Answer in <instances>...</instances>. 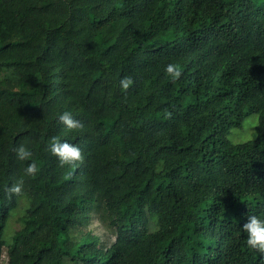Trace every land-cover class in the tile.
Here are the masks:
<instances>
[{"label": "trees", "instance_id": "16d2710c", "mask_svg": "<svg viewBox=\"0 0 264 264\" xmlns=\"http://www.w3.org/2000/svg\"><path fill=\"white\" fill-rule=\"evenodd\" d=\"M52 137L84 162L61 167ZM21 144L40 171L9 199ZM248 215L264 219V0H0V264H264Z\"/></svg>", "mask_w": 264, "mask_h": 264}, {"label": "clouds", "instance_id": "9594fccd", "mask_svg": "<svg viewBox=\"0 0 264 264\" xmlns=\"http://www.w3.org/2000/svg\"><path fill=\"white\" fill-rule=\"evenodd\" d=\"M165 71L173 82H176L182 76V69L179 64H168ZM133 84L134 80L131 76H125L119 82L121 90L125 93ZM58 120L70 132L83 128V124L74 118L71 111L62 112ZM48 150L51 155L57 158L61 167H75L84 162V155L79 146L70 144L67 141H61L59 137H52L50 139ZM15 155L17 160L21 162L29 161V163L23 168V176L14 180L11 186L6 189L9 199L13 196L23 195L24 176L35 177L40 171L38 164L33 160L32 151L24 144L19 145L15 149ZM241 230L246 233L247 246L259 254L264 255V219L256 215H248Z\"/></svg>", "mask_w": 264, "mask_h": 264}, {"label": "rangeland", "instance_id": "374dc122", "mask_svg": "<svg viewBox=\"0 0 264 264\" xmlns=\"http://www.w3.org/2000/svg\"><path fill=\"white\" fill-rule=\"evenodd\" d=\"M258 122L259 115L253 114L248 116L245 119L242 128H237L231 131L229 140L234 144H240L255 139ZM21 215V211L17 210L12 214L10 218L9 225L5 234V238L9 243L12 242L14 233L21 227ZM90 229L94 231L95 234L100 235L104 242L108 244L113 242V234L110 231H107L98 220L92 222Z\"/></svg>", "mask_w": 264, "mask_h": 264}]
</instances>
